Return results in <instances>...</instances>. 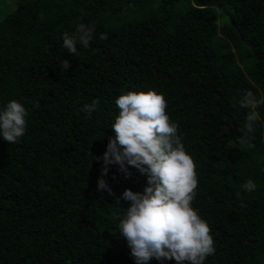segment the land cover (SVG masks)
<instances>
[{"label":"trees","instance_id":"trees-1","mask_svg":"<svg viewBox=\"0 0 264 264\" xmlns=\"http://www.w3.org/2000/svg\"><path fill=\"white\" fill-rule=\"evenodd\" d=\"M15 5L5 13L0 3V110L17 100L28 116L18 142L0 136V264H136L117 225L131 204L124 191L142 192L147 177L127 165L126 176L119 164L102 177V157L114 136L115 100L151 89L164 95L197 165L192 206L215 248L204 264H264V104L250 143H238L250 111L239 99L246 90L264 99V0ZM80 23L95 32L75 56L63 33ZM93 100L89 118L81 109ZM100 178L113 195L98 190ZM248 179L253 192L243 188Z\"/></svg>","mask_w":264,"mask_h":264},{"label":"clouds","instance_id":"clouds-1","mask_svg":"<svg viewBox=\"0 0 264 264\" xmlns=\"http://www.w3.org/2000/svg\"><path fill=\"white\" fill-rule=\"evenodd\" d=\"M94 32V24L80 23L74 32L63 33L62 46L69 54L78 56L77 45L89 47ZM108 38V33L100 34L101 40ZM60 67L66 71L69 61L62 60ZM98 103L93 100L81 110L91 118ZM238 104L250 109L244 128L238 129L242 133L238 143L243 145L252 139L249 133L254 131V123L259 119L257 108L264 104V99L258 100L251 90H246ZM115 105L119 114L111 125L114 136L108 138L102 157V177L111 164H119L126 176L131 174L127 165L147 177V186L142 192L124 191L123 199L131 204L124 208L123 218L113 213L119 219L118 231L126 239L132 257L136 264H147L153 258L174 259L176 264H204L215 248L210 225L192 206L198 188L197 165L178 134V123L167 113L164 95L154 89L128 91L119 95ZM27 116L21 102L9 101L0 110V136L9 144L18 142L25 135ZM94 159L101 158L94 156ZM243 188L253 192L256 184L248 179ZM98 190L113 195L103 178L98 180Z\"/></svg>","mask_w":264,"mask_h":264},{"label":"rangeland","instance_id":"rangeland-1","mask_svg":"<svg viewBox=\"0 0 264 264\" xmlns=\"http://www.w3.org/2000/svg\"><path fill=\"white\" fill-rule=\"evenodd\" d=\"M16 2H17V0H0V3H3L7 7V10L5 11V13H7L8 11H13L14 8H16V6H17V5H15ZM3 14H4V12L1 15H3ZM247 77L253 83H255L257 81L256 76L254 74H250V75L248 74Z\"/></svg>","mask_w":264,"mask_h":264},{"label":"water","instance_id":"water-1","mask_svg":"<svg viewBox=\"0 0 264 264\" xmlns=\"http://www.w3.org/2000/svg\"><path fill=\"white\" fill-rule=\"evenodd\" d=\"M218 8L219 9H221L223 12H225V9H223L222 7H220L219 5H218ZM245 45L251 50V52H253L254 53V47H253V45H251V43L249 42V41H245Z\"/></svg>","mask_w":264,"mask_h":264}]
</instances>
